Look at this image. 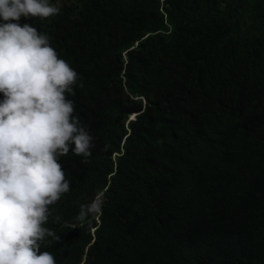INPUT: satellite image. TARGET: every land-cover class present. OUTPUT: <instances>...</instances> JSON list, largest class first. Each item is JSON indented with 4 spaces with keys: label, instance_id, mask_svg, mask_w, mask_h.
Returning a JSON list of instances; mask_svg holds the SVG:
<instances>
[{
    "label": "trees",
    "instance_id": "1",
    "mask_svg": "<svg viewBox=\"0 0 264 264\" xmlns=\"http://www.w3.org/2000/svg\"><path fill=\"white\" fill-rule=\"evenodd\" d=\"M49 3L59 14L18 23L78 73L67 99L95 146L87 163L58 158L70 191L40 250L56 264H264V0ZM100 193L102 214L75 219Z\"/></svg>",
    "mask_w": 264,
    "mask_h": 264
},
{
    "label": "clouds",
    "instance_id": "2",
    "mask_svg": "<svg viewBox=\"0 0 264 264\" xmlns=\"http://www.w3.org/2000/svg\"><path fill=\"white\" fill-rule=\"evenodd\" d=\"M59 12L49 0H0V264H56L40 249L46 237L59 240L44 225L49 205L70 191L57 160L71 151L87 163L95 146L67 99L78 73L47 34L18 23ZM103 204L100 193L80 205L75 219L102 214Z\"/></svg>",
    "mask_w": 264,
    "mask_h": 264
}]
</instances>
